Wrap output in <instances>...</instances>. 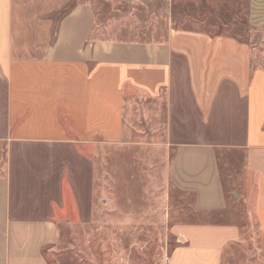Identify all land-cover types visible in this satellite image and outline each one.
I'll return each instance as SVG.
<instances>
[{"label": "crops", "instance_id": "1", "mask_svg": "<svg viewBox=\"0 0 264 264\" xmlns=\"http://www.w3.org/2000/svg\"><path fill=\"white\" fill-rule=\"evenodd\" d=\"M149 104L197 216L168 264H223L250 222L264 240V0H0V264H59Z\"/></svg>", "mask_w": 264, "mask_h": 264}, {"label": "rangeland", "instance_id": "2", "mask_svg": "<svg viewBox=\"0 0 264 264\" xmlns=\"http://www.w3.org/2000/svg\"><path fill=\"white\" fill-rule=\"evenodd\" d=\"M159 18L144 15L150 37L161 38L165 33L163 18ZM157 22L160 29L152 31ZM149 106L130 121L126 138L131 142L105 146L101 151L105 158L96 160L93 218L62 229L57 249L65 254L59 264H168L178 246L179 225L196 219L191 197L182 196L172 186L173 149L163 143L165 128L158 123L160 119L152 123L158 114ZM221 167L230 203L227 214L232 218L235 203L223 158ZM236 206L244 212L243 204ZM247 230L242 241L226 248L223 264H264V240L256 223H248Z\"/></svg>", "mask_w": 264, "mask_h": 264}]
</instances>
